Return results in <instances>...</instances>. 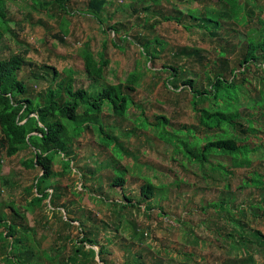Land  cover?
Here are the masks:
<instances>
[{"label": "rangeland", "instance_id": "obj_1", "mask_svg": "<svg viewBox=\"0 0 264 264\" xmlns=\"http://www.w3.org/2000/svg\"><path fill=\"white\" fill-rule=\"evenodd\" d=\"M88 1L69 0L66 12L52 0H4L0 5L5 13L0 62L15 55L27 59L29 65L18 75L34 97L54 89L52 69L61 75L58 80L71 71L76 89L91 90L82 50L108 60L104 78L109 85L126 83L136 68L138 76L127 116L116 118L106 104L99 117L115 144L103 146L94 128L72 142L65 158H55L56 173L70 160L65 176L53 179L57 195L34 215L26 214V222L12 219L20 239L0 240V264H14V258L17 264H33L32 250L44 255L43 264H264V187L243 185L254 173L264 183V113L253 106L264 92V63L240 65L246 34L260 28L264 0H239L248 16L245 23L219 0H109L100 23L87 13ZM210 13L219 14L220 24L208 21ZM112 25L117 33L109 29ZM219 73L240 86L239 112L256 130L247 133L249 124L239 120L243 126L237 133L245 134L252 149L251 165L232 169L227 178L210 172L208 164L202 169L186 162L152 127H142V119L153 124L162 116L169 131L190 128L200 138L216 134L199 126L192 94L182 83L192 79L197 89L209 88ZM176 138L181 149H191L196 140L192 134ZM31 158L29 150L13 158L0 154V203L9 218L8 204L25 213L35 193L39 171L22 165ZM112 158L128 171L123 187L109 186L117 175L105 168ZM209 164L230 167L231 162L213 156ZM147 180L167 189L149 200L142 195ZM82 230L97 243L82 241ZM1 233L7 232L0 228ZM99 247L107 251L100 255Z\"/></svg>", "mask_w": 264, "mask_h": 264}, {"label": "trees", "instance_id": "obj_2", "mask_svg": "<svg viewBox=\"0 0 264 264\" xmlns=\"http://www.w3.org/2000/svg\"><path fill=\"white\" fill-rule=\"evenodd\" d=\"M52 1L60 11L66 12V3L69 0ZM108 1L89 0L87 13L97 19L98 22L103 23L101 14ZM219 1L228 4L231 14L237 21L240 23L246 22L248 16L245 14L244 6L240 4L239 0ZM3 2L4 0H0L1 6ZM189 12L195 19H199L193 14L194 10ZM4 15L5 13L1 9L0 17L2 18ZM206 18L216 25L220 24V16L217 13L206 14ZM164 19L179 23V19L174 17H164ZM257 22L260 28L246 34L247 36L244 39L245 52L240 60V65L244 68H249L251 64L264 63V17H260ZM185 27L187 28V26ZM0 28L2 29L1 20ZM109 29L114 33L118 31L114 25L109 26ZM205 29L210 30L207 26H205ZM255 32L256 34L253 36ZM0 39H2L1 30ZM81 59L86 77L92 84L91 90L76 89V80L71 71H63L64 77L58 80L61 75L56 69H52L54 89H48L35 97L33 96L34 92L29 89L25 82L19 79L18 75L24 66L29 65L27 59L22 55H15L0 62V154L5 155L7 158H13L21 152L29 150L33 152V159L24 161L22 165L27 170L39 171L32 185L35 193L31 201L26 202L25 213L18 212L14 205L9 207L8 204L7 208L11 211V218H9L4 212L6 205L0 203V228H4L7 232L0 234V240L16 237L20 239V235L16 232L17 224L11 223L12 219L17 218L20 223L22 221L26 222V214L34 215L45 201L51 198L52 195H57L58 189L54 188L53 179L57 176H65L70 168V160L64 162V169L60 173L54 171V161L57 157H66V153L70 150V146L75 139L79 138L85 131L96 128L102 136L101 144L103 146L111 147L115 144L105 134L100 123L99 117L104 105H110L113 114L119 119H124L129 108L133 105L129 92L136 90L137 68L131 72L126 83L109 85L104 78V69L109 62L102 54L96 58L88 51L82 50ZM172 70L176 74V70L174 68ZM182 84L190 89L192 105L194 111L198 114L199 126L207 131L216 130V134L200 138L190 128L169 131L168 120L162 116H156L153 124L142 119V127L145 129L152 127L156 137L163 143L174 146L175 153L180 154L186 162L195 163L202 169L208 164L210 172L218 173L222 178L231 176L232 169L249 167L251 162L248 156L252 149L246 144V136L243 132L241 134H244V136H238L237 132L243 126V123L239 120H245L249 124V127L246 128L247 133L256 130L252 128L254 127L252 121L239 112L240 86L234 83L233 80L228 81L223 78L220 73L214 76L209 88L197 89L192 79L184 80ZM260 95V99L255 101L253 106L263 108L264 113V92H260ZM207 102H210V105L203 104ZM253 106L251 105V107ZM81 108L84 109V112L81 116H78ZM176 134L194 135L196 140L191 143V149L185 148V145L181 149ZM114 153L122 157V153L119 152L118 148ZM213 156L230 159V167L221 164H209V158ZM111 160L112 163L106 165L105 168H112L117 175H114L109 186L123 187L126 183L128 171L121 168L117 160H113V158ZM252 176L243 185L263 189L264 183L261 177L256 173ZM146 182L147 184L142 188V195L149 200L157 198L158 192L167 189V186H154L150 180ZM50 190H52V194L48 192ZM60 190L62 191L63 188L60 187L59 192H61ZM114 205L117 207L119 203L116 202ZM134 207V204L129 206V208ZM82 226L81 223V229ZM81 234L83 235L82 241L97 243V241L89 239L88 234L83 230ZM34 251H31L32 263L43 264L44 262L41 260L44 255L41 253L36 254ZM98 251L101 255L107 250L104 247H99ZM45 258L51 261L48 256H45ZM14 259H12L13 263L17 264V259Z\"/></svg>", "mask_w": 264, "mask_h": 264}]
</instances>
